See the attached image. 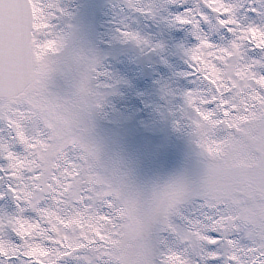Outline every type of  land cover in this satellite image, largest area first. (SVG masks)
I'll use <instances>...</instances> for the list:
<instances>
[{
	"label": "snow or ice",
	"instance_id": "obj_1",
	"mask_svg": "<svg viewBox=\"0 0 264 264\" xmlns=\"http://www.w3.org/2000/svg\"><path fill=\"white\" fill-rule=\"evenodd\" d=\"M192 2L193 7L175 16L164 15L168 5L188 0H157L149 7L135 9L170 28L190 25L197 41L191 46L178 45L193 71L177 75L195 76L203 87L183 92L178 109L159 111V123L136 121L134 131L154 140L151 147L157 153L168 147L160 124L169 121L176 132H187L197 149L210 153L217 148L215 140L209 139L213 132L226 131L229 137H239L251 127L243 124L250 116L259 117L255 129L264 131V0H256L260 7L247 10L260 23L240 14V2ZM32 3L40 9L46 25L37 33L39 43L51 49L58 43L53 37L61 24L74 13L59 0ZM12 7L16 16L30 19L28 0H15ZM203 24L210 32L204 31ZM10 26L9 13L0 6V92L8 88ZM222 31L230 38L222 36L227 43L217 44L210 33ZM121 36L125 42L132 40L153 52L165 49L163 42L153 43L137 32L123 31ZM90 80L95 114L105 115L109 98L118 94L124 81L104 69L100 59L91 67ZM158 83L162 97L171 105L176 91L166 82ZM133 119L122 117L125 122ZM237 126L241 131H235ZM92 131L94 127H78L61 134L55 119L42 115L31 100L12 107L0 104V202L10 200L14 205L13 213L0 214V264H70L81 259L93 264L81 255L90 251L95 264H117L111 256L112 245L123 235L140 193L131 178L132 170L119 154L106 161L104 145L90 138ZM185 184L183 177L177 178L153 195L171 208L182 196ZM40 193H48L50 203L44 207L40 206ZM184 204L178 216L156 227L147 264H264V239L253 238L237 222H227L223 209L200 197ZM28 211L35 215H26Z\"/></svg>",
	"mask_w": 264,
	"mask_h": 264
},
{
	"label": "rangeland",
	"instance_id": "obj_2",
	"mask_svg": "<svg viewBox=\"0 0 264 264\" xmlns=\"http://www.w3.org/2000/svg\"><path fill=\"white\" fill-rule=\"evenodd\" d=\"M106 1H108V3L112 2L113 7H116V9L113 8V16L115 18L114 22L112 20L113 18H107L108 20H106V23L109 24V32L110 30H113L112 32L115 31V23L117 20L118 22H120L121 28H123L120 30L119 34H121V32L123 31H132L139 33L141 36L151 38L152 33H157V35L160 37L159 41L152 40L153 43L163 42L165 44V49L161 52H153L148 48H141L135 44L136 48H133L134 51L132 54H124L119 58H110V64H113V68L115 69V71H113V69H111L110 71H112L114 76L121 78L124 83L119 86L118 94L109 98V104L106 108V119H108L103 123H107L110 121L114 126H117V129L114 132L115 137L121 138L123 140H130L133 138L134 144L131 143L129 145L134 148L133 151L135 150L136 156L139 155L138 153H145V155L142 156L144 160L140 158L141 160H139L138 163L145 168V171L140 172L138 176H135L134 170L131 169L133 170L130 173L131 178L135 182V186L138 189L140 195L137 199L135 208H133L129 214V221L123 232V235H121L120 238L112 245V258L117 261V264H138V261L141 264H147L148 256L151 250L152 237L156 227L164 220L174 216H178L180 212L185 208L184 201L195 197L204 199L210 206L223 209L226 213L225 220L227 222H237L240 229L244 232H248L253 238L264 239L263 186L259 187L258 189L255 186H251L250 182H246L245 185H247V189H244L243 191V193H245L244 196L239 194L241 191H238L237 188H229L227 190L228 187H226L224 190L226 196L223 197L222 195L220 196V194L217 193L219 186H216L214 182L206 183L204 180H202L201 183L198 184V179L197 183L193 184V177L189 176V179L185 180L186 184L182 196L176 201L173 207L168 208L167 202H165L164 204H160L158 198L154 197L153 193L158 192L166 185L165 183H167V178H165V176L163 177L162 172H160L158 168H154L156 167L157 159L159 160L160 157H165L167 155L169 157V155L171 154L180 155V153H182L183 155H180V157L187 158L190 156L198 157L200 154H204L205 157L208 155L209 159L207 161L210 162L208 164H212V159H216L215 161L217 163L218 161H221V156L216 158L214 153L210 154V152H207L205 150L197 149L195 144L192 142V138L187 134V132H176L171 126V121L166 124H160V127L163 129L162 134L166 138L168 144V147L165 151L159 153L153 151L151 145L155 141L148 138H143L144 140H147L146 147L141 149L139 148V146H137L138 143L142 142V139L135 138L137 134L140 137V132L134 131L136 121L156 120L159 123V111L168 112V109H170V107L172 108V110L178 109L183 104V92L196 90L198 87H203V85H200L198 83L195 76L182 77L177 75L180 72L188 71L182 68V65L180 64L181 62L179 60L175 61L174 58L173 60L170 58L173 56V54H177V56H181L182 60L184 59L183 53L178 48V45H180V40H175L174 36H172L171 38L169 31H166V29H168L167 24L162 23L158 19H154L152 17L151 19H149V22H146L145 19L140 18V12L135 10L138 7H149L153 3L157 2V0H132L131 5L129 4V0ZM248 1L250 4V0H233V2L236 3L240 2L241 15L249 14L246 9L247 5H244V3ZM59 2L62 7L67 8L64 0H59ZM134 3H136L135 7H133ZM80 4H87L88 7H91V3H85L82 2V0H73V2L69 3L68 5L74 6V8H76H73V11H78L80 7L77 6ZM257 5V7H260V4L258 2ZM125 7H127V9H129L133 13V15H139V18L134 21L133 19L130 20V17H126L125 11L122 10V8ZM191 7H193L192 0H188V3L183 4V7H180V5L176 7L168 5V12L164 13V15L168 16L169 13H171L172 16H175L177 14L183 13L185 9ZM106 16L111 17L110 13L109 15L106 14ZM248 16L251 19H256L250 15ZM256 22L260 23V19L257 18ZM67 23L71 24L72 27H75L76 25L74 23V20H72L71 22L65 21L61 24V26L65 28L66 25H68ZM147 26L151 28L147 29ZM45 27L46 25L44 23L41 24L39 27L40 32H43V29ZM202 27L205 32H210L209 26L207 24H203ZM188 34H190L189 31H187L186 33L187 38ZM217 34L222 35L223 32H211L210 35L212 40L215 42L216 39L218 40L219 44H226L227 40H222L221 38L220 40L217 39ZM66 35V32H62V29L59 30L53 37L54 40H58V43L55 44L53 48L50 49L46 45H43L40 46V49L38 51H36L38 73L39 75H41L39 79L41 87L39 89V92L37 90L36 93H34L32 96H27L26 99H23L21 97L15 104L20 102L28 103L30 100L33 101L37 105L38 110L42 115L49 116L55 119L61 134L70 133L78 127L89 129H93L94 127V131L89 133L90 138H94L93 134H95L96 130H98L99 119L97 120V116L93 111L94 98L90 87L91 67L98 59L103 61L107 53L112 52L113 50H117V48L122 49L127 44H133L135 42L132 40L125 42L123 38L119 40L114 36L113 33L111 40L109 41L110 44L107 45L109 46L107 47L108 49H105L102 45L99 44V42H97L98 45L92 44L91 47L87 46V49L92 48L90 50V56L88 53H86L87 49L84 51H80L81 48L78 46L81 44V42L78 43L75 38L74 42L72 41L70 43L74 48L71 49L69 44H67ZM174 40L176 42H174ZM120 41L123 43H118ZM85 43L88 44L87 41H85L83 44ZM99 45L102 48H100ZM134 53L138 55L137 58H139L140 55L143 56L144 54H149V57L146 59V61H144L146 64L144 65L145 68H147V66L149 67V64L150 67L151 65H158L161 67L164 65V61L166 60L168 64H170L173 68H178V70H174V73L171 74V72L173 71L171 67V70L169 69V73H159L158 78H155L157 79V84H152V86L146 88L147 77L138 76L139 74L136 73L137 70H135L134 68V66H141L144 62L141 64H135L132 56ZM111 65H109L108 63V67L111 68ZM122 69H124L125 72L122 71ZM119 72H122L124 75L120 74ZM137 80L140 81L138 87L141 88L140 91H144L143 96H145L147 106L150 110L145 115H138L136 118L135 115L140 110H138L137 105H134V98L132 97H134L135 94L141 95L139 94L140 91L136 89ZM160 81L168 83L176 91V96L172 98L171 105H169L168 101L162 97L160 91L161 85L158 83ZM165 101H167L166 105L168 107L164 106ZM0 104H3L7 107H9V105H15L12 103H5L3 100L0 101ZM42 105L46 106V108L42 107ZM126 115H130L134 117V119L132 121L125 122L122 120V117ZM253 122L255 124L258 123L257 121ZM120 123L122 124V126L118 127L120 126ZM254 125L251 124V120L249 119V126L252 127ZM251 127H247L244 131L247 130L246 132H248ZM213 135H211L209 139L215 140L216 145L218 144V148H222L223 146H225L224 141L222 146L221 140L217 139V137L224 138V135L222 133H219V131H215ZM257 135L259 137V140L261 141L260 143H262L263 146H260L259 149L255 144L249 143L250 141L247 138L243 137L241 142H243V144H245L246 146L237 152L230 150L231 152L226 156L227 160L225 162L227 169L229 168L235 170L240 168L241 166H251L255 163L256 165H258L259 162L257 161H259L258 159L261 157V153L264 154V131H259ZM257 135L255 137V140L257 139ZM244 155H247L246 160L242 159V156ZM199 158L201 159L200 156ZM147 172H150L149 176L147 175ZM29 174L26 173V175ZM146 183L147 187L145 186ZM252 187L254 189H252ZM148 190L150 191V195L152 194V198H148L146 196L148 195ZM224 192L223 190H221V193ZM238 200L239 202H243L238 205L236 203V201ZM48 203H50V200L48 199V196H45L40 202V205L45 206ZM1 205L5 207L9 206L7 203L3 202H0V206ZM4 213L10 212H6L5 210H3V212L0 214ZM31 214H33L32 216L35 215L34 213ZM9 236L12 239H15V237L11 233H9ZM81 255L88 256L89 259L93 260V264H95L94 252L90 251L82 253ZM70 264H88V262L81 259L79 261H72L70 262Z\"/></svg>",
	"mask_w": 264,
	"mask_h": 264
},
{
	"label": "water",
	"instance_id": "obj_3",
	"mask_svg": "<svg viewBox=\"0 0 264 264\" xmlns=\"http://www.w3.org/2000/svg\"><path fill=\"white\" fill-rule=\"evenodd\" d=\"M15 0H0L2 6L9 13L10 32L8 39V63H7V81L8 88L0 92V97L10 98L22 91L29 80L31 70L30 62V31L31 16L29 18H20L15 15L12 5Z\"/></svg>",
	"mask_w": 264,
	"mask_h": 264
}]
</instances>
